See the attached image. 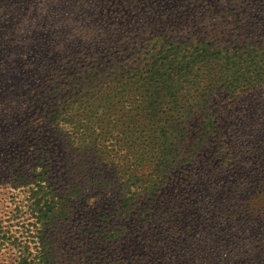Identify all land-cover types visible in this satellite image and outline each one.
<instances>
[{
    "label": "rangeland",
    "instance_id": "obj_1",
    "mask_svg": "<svg viewBox=\"0 0 264 264\" xmlns=\"http://www.w3.org/2000/svg\"><path fill=\"white\" fill-rule=\"evenodd\" d=\"M202 1L0 0V226L7 228L14 224L16 227L19 219L30 216L26 212H20L25 216L18 217L20 213L16 206L24 196L23 183L32 179L34 154L40 147L52 155V176L60 171L62 179H54L58 181V186L65 191L72 189L75 182L84 186L81 194L77 195L75 211L55 222L54 224H58L56 227L44 231L46 237L57 244H54L56 249L53 255L51 252L48 254L49 261L46 264L189 262L185 260L187 255L184 242L158 244V249L153 251L157 246L148 248L147 244L141 242V238L136 240L135 230L139 226L131 223L132 221L126 223L128 237L123 235L124 239L114 246L100 241L104 234L108 235L112 227H115L113 230H122L124 218L118 203L122 183L133 177L131 173L141 180H148L152 170L144 166L136 174L132 168L127 171L121 169L125 174L123 177L112 172L101 183L102 187L88 188L87 178H78L72 174L79 173L78 167H87L90 163L102 160L95 158L94 153L84 155L81 152L82 155L78 156L79 151L71 150V147L69 150L73 152L72 157L67 153L65 155V145L69 144L72 136L61 128L58 132L62 137L55 135L53 131L56 130V125L52 120L55 117L54 110L63 111L68 101L66 91L74 88L72 92L77 93L80 89L77 84L69 86L68 74L76 73L80 68H97L98 73L93 79L90 91L104 96L110 92L115 94L121 89L113 81L122 74H138L141 78L147 75L149 64L157 60L156 57L151 58L147 52L148 42L156 34L163 35L166 27L171 34L179 36L181 42H187L189 47L196 46L197 42H210L214 47L220 46L232 52L235 47L251 51L253 61L250 62L254 64L252 70L264 69V0H206V4ZM177 12L182 14L177 15ZM181 47L189 49L184 43H181ZM183 55H187V52ZM236 61L243 62L244 57L236 58ZM222 63L223 61L220 65ZM100 65L107 68H101ZM246 66L244 68L248 72L249 64L246 63ZM220 71L217 68L210 75L209 82ZM252 74H242L239 82H236L239 87L236 92L223 90L217 93L213 102L218 107L224 106L239 118L247 117L245 122L239 121L238 127L232 128L233 134L229 136L230 145L234 147L235 142L243 150L260 147L259 141L264 133V71L254 74L255 77ZM133 80L138 81L139 78ZM228 80H225L226 84ZM136 88L137 85L133 84L131 91L118 93L116 99L120 100L115 99V105L122 109L130 105L136 107L137 104L130 103ZM224 108L221 107L220 111L228 115ZM201 114L196 109L192 119L185 122L175 121L179 129L184 128L182 134L189 135L182 144L194 143L190 136L196 130L194 126L203 119ZM108 120L121 129L115 133H121L122 121H117L118 116L109 114L106 116V121ZM87 124L91 125L87 122L86 126ZM215 129L216 127L209 137L212 145H220L224 136L222 133L215 134L219 128ZM141 130L137 129L138 133L132 140L106 134L103 139L106 153L109 152L115 160H125V157L121 158L119 155L125 153L134 140H140ZM177 139L180 140L181 137ZM133 146L135 145H131L130 149ZM262 153L263 151L258 155ZM104 158L112 159L106 155ZM100 164L101 162L97 167H102ZM105 168L107 176V167ZM131 187L134 190L135 187ZM234 189L231 186L226 190ZM247 200L249 198L243 199L242 203ZM253 200L254 203L259 201V204H264V193L258 192ZM219 201L218 198L217 202ZM235 203L237 206H227L217 215L206 216V219L209 216L213 218L209 226L203 212H187V217L184 215L181 219L179 229L190 238L188 247L192 253L197 244L209 243L211 253L200 260L216 264L217 248L220 246L224 250L225 247L220 241L231 238V234L239 226L251 225L254 232L260 233V242H264V215L260 216L263 218L258 217L257 224H243L248 222L247 218L254 203L247 206L240 203L239 197H235ZM161 209V206L158 207V212ZM22 210L26 211V208L22 207ZM101 213L105 217L99 224L93 225ZM84 217L87 218L85 222ZM83 223L86 225H80ZM91 242L94 245L88 246ZM15 252L17 249L14 247L11 250L1 249L0 264H18ZM194 260L191 258L189 264H193ZM32 264L43 263L36 261Z\"/></svg>",
    "mask_w": 264,
    "mask_h": 264
},
{
    "label": "trees",
    "instance_id": "obj_2",
    "mask_svg": "<svg viewBox=\"0 0 264 264\" xmlns=\"http://www.w3.org/2000/svg\"><path fill=\"white\" fill-rule=\"evenodd\" d=\"M202 2L207 3L206 0ZM232 11L234 10H229ZM181 14L182 12H177V15ZM179 38L171 34L167 27L163 35L153 36L148 42L150 50L148 47L147 52L151 58L156 57L157 60L149 64L150 69L143 78L138 74H122L116 78L113 82L121 90L115 94L110 92L104 96L90 91L93 79L98 73L97 68H80L76 73L68 74L69 86L77 84L80 89L77 93L72 92L74 88L66 91L68 101L63 111L54 110L55 117L52 121L56 130L53 132L60 138L62 134L58 129L61 128L72 136L68 145L67 141L65 142V155L67 153L72 157L73 152L69 150L71 147V150L79 151L78 156L82 155L81 152L84 155L94 153L95 158L102 160L90 163L87 167H78L79 173L72 174L78 178H87L88 188L102 187L101 183L112 172L123 177L125 174L121 169L127 171L132 168L136 173L140 168L147 166L152 170L148 180H141L131 173L133 177L122 183L118 194L119 211L124 218L122 230H113L115 227H112L108 235L104 234L100 238L101 242L114 246L124 239L123 235L128 237L126 223L132 221L131 223L139 226L135 230L136 240L141 238V242L147 244L146 247L153 248L158 244H174L181 241L186 245L185 260L191 262L192 258L195 259L193 264H211L212 261L200 260L211 253L209 243L197 244L192 253L188 247L190 238L186 232L179 229V225L183 216L187 217V212H203L205 218L219 214L227 206H237L235 197H239L240 203L249 198L242 203L248 206L254 203L253 198L258 192L264 193V133L258 148L243 150L237 147L234 141L232 147L229 142V136L233 134L232 128L238 127L239 121L245 122L247 117L239 118L224 106L213 104L217 93L223 90L236 92L239 89L236 82H239L242 74L245 76L252 72L255 77L254 74L258 75L264 69L252 70L254 64L250 62L253 61L251 51L235 47L232 52L220 46L214 47L210 42H197L196 46L189 47L187 42H181ZM181 43L186 44L189 49L182 48ZM184 52H187V55H183ZM242 57L244 63L236 61V58ZM221 61L223 63L220 65ZM246 63L249 64L248 72L245 69ZM100 67L107 68L105 65ZM217 68L221 71L209 82L210 75L214 74ZM137 77L138 81L133 80ZM225 80H228V84ZM133 84L137 85V88L135 94L131 92L130 103L137 106L130 105L123 109L117 107V94L131 91ZM221 107L229 114H223ZM196 109L202 112L203 119L194 126L196 130L190 136L194 143L184 145L181 142L188 139L189 135L182 134L184 128L179 129L175 121L185 122L189 118L192 119ZM109 114L118 116L117 121H122L119 122L122 126L121 133H115L121 130L118 125L111 120L106 121ZM87 122L91 125L86 126ZM215 127L219 128L215 134L222 133L224 136L220 145H212L209 137ZM140 128V140H134L125 153L119 155L121 158L125 157V160H115L109 152L106 153V146H103L106 134L132 140ZM85 132L88 134L85 135ZM178 137L181 139L178 140ZM131 145L135 146L130 149ZM262 151L263 153L258 155ZM105 155L112 159H105ZM34 156L32 179L23 183L24 196L16 206L19 213L26 212L30 216L19 219L16 227L14 224L8 225L7 228L0 226V250L16 248L14 255L19 260L18 264H32L36 261L46 264L49 261L48 254L51 252L53 255L56 249L54 244H57L54 240H49L44 231L56 227L58 224H54L55 222L75 211L77 195H80L84 188L82 184L75 182L72 189L65 191L58 186V181H54L62 179L60 171L55 172L56 176H52V155L40 147ZM99 162L102 167H97ZM131 186L135 187L134 190ZM231 186L235 189L226 190ZM160 206L162 209L158 212ZM22 207H25L26 211H23ZM262 215L264 204L255 202L248 215V222L243 224H257L258 217ZM17 216L24 217L25 214L20 213ZM104 217L105 214L101 213L93 225L99 224ZM86 219L84 217L83 222ZM212 219L210 216L206 219L207 226ZM110 221L114 222V219ZM239 227L231 234V238L220 241L225 247L224 250H221L220 246L217 248L219 257L217 255L215 259L216 264H264V242H260V233L254 232L251 225ZM92 245L94 243H88V246ZM157 249L158 246L152 250ZM189 262L184 261L182 264Z\"/></svg>",
    "mask_w": 264,
    "mask_h": 264
}]
</instances>
